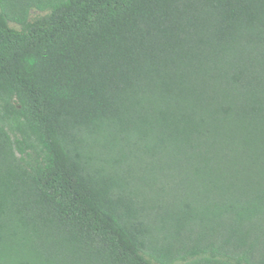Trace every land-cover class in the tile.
Wrapping results in <instances>:
<instances>
[{"label": "trees", "instance_id": "1", "mask_svg": "<svg viewBox=\"0 0 264 264\" xmlns=\"http://www.w3.org/2000/svg\"><path fill=\"white\" fill-rule=\"evenodd\" d=\"M41 10L0 0V264H264V0ZM204 138L227 168L162 226L95 147Z\"/></svg>", "mask_w": 264, "mask_h": 264}, {"label": "rangeland", "instance_id": "2", "mask_svg": "<svg viewBox=\"0 0 264 264\" xmlns=\"http://www.w3.org/2000/svg\"><path fill=\"white\" fill-rule=\"evenodd\" d=\"M49 1L4 0V3L12 12L27 9L31 14H38L41 13V8H46ZM236 140H239V137ZM95 147L97 157L101 161L105 160L107 165L114 167L125 176L128 187L133 189L140 199L152 206L151 215L160 226L162 225L158 218L159 214L169 212L184 200L194 204L199 203L201 192L207 191V182L201 178V170L206 166L208 170L211 167L222 176L229 161L226 149L221 150L220 148H224L221 144H216L208 138L201 139L198 147L192 150L176 149L169 155L157 157L152 156L151 153H143L144 150L139 149L138 145H126V143L103 144L96 141ZM158 230L164 233L162 229Z\"/></svg>", "mask_w": 264, "mask_h": 264}]
</instances>
